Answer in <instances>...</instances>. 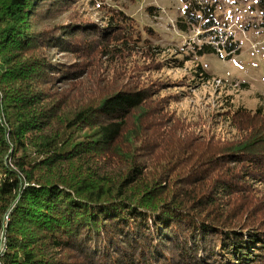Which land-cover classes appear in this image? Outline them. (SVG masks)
I'll return each mask as SVG.
<instances>
[{"label": "trees", "instance_id": "1", "mask_svg": "<svg viewBox=\"0 0 264 264\" xmlns=\"http://www.w3.org/2000/svg\"><path fill=\"white\" fill-rule=\"evenodd\" d=\"M76 4L93 1L0 0V264H264V196L245 183L264 184V109L233 112L237 141L191 137L157 85L91 77L93 58L134 47L155 61V32L103 3L104 27H86ZM203 12L201 28L216 27Z\"/></svg>", "mask_w": 264, "mask_h": 264}, {"label": "rangeland", "instance_id": "2", "mask_svg": "<svg viewBox=\"0 0 264 264\" xmlns=\"http://www.w3.org/2000/svg\"><path fill=\"white\" fill-rule=\"evenodd\" d=\"M91 1L94 6L76 4L74 8L77 13L82 12L86 19L84 21H88L86 27L92 24L98 29L104 27L105 24L100 18L103 17L100 11L103 3L110 9L123 10L126 15L136 20L139 28H151L155 32L152 35L153 45H158L164 51L154 56L155 61L146 60L145 56L137 54L140 51L137 47H134L135 54H123L120 61L93 58L92 78L95 75L96 80L108 79L117 85L128 84L139 88L150 84L157 85L160 96H168L171 100L169 111H174L176 117L182 120L180 126L191 137L206 142L213 139L225 144L232 137L237 141L239 133L231 126L234 124L233 112L239 107L253 114L256 109H264V26L261 25L262 19L255 0ZM187 6L192 9L195 24L187 20ZM205 6L212 8L213 21L217 25L216 28L206 31L201 28ZM147 8H154L156 16L148 15ZM65 16L77 24L73 19L74 12L67 11ZM179 19L185 21V33L178 29ZM67 23L68 21L63 22V27ZM220 31L226 34L224 44L227 41L232 42L236 48L232 52H227L221 47V42L214 40L215 33ZM80 36L77 32L73 43ZM87 39L91 41L93 38ZM88 42L81 46L80 51L96 50H88ZM210 42L216 49L217 46L222 49L198 56L197 51L201 45ZM93 46L97 47L95 44ZM53 57L61 63L74 62L70 55ZM198 67L209 77L208 80L195 77ZM89 84L88 81L83 86L88 87ZM91 84L94 83L91 81ZM94 87L97 86L94 84ZM181 93H184L185 98L180 97ZM173 95L178 98H173ZM258 121L261 125L264 117L258 118ZM133 127L137 129L138 126ZM134 143L140 144L137 132ZM245 183L248 190L264 196V184H255L253 181ZM232 199L236 200V197Z\"/></svg>", "mask_w": 264, "mask_h": 264}, {"label": "clouds", "instance_id": "3", "mask_svg": "<svg viewBox=\"0 0 264 264\" xmlns=\"http://www.w3.org/2000/svg\"><path fill=\"white\" fill-rule=\"evenodd\" d=\"M196 1H197V0H196ZM203 8H204V7H203ZM214 28H216V27H214ZM210 29H211V28H210ZM210 29H209V30H210ZM212 29H213V28H212ZM220 32H221V31H220ZM224 38H225V37H224ZM224 38H223V39H224ZM224 43H225V42H224ZM224 43L221 42V44H222L221 47H222V48H223V44H224ZM209 44H211V42H210ZM222 48H218V47H217V49H216V48L214 47V49H216V50H220V49H222ZM224 49H225V48H224ZM227 58H228V57H227Z\"/></svg>", "mask_w": 264, "mask_h": 264}]
</instances>
